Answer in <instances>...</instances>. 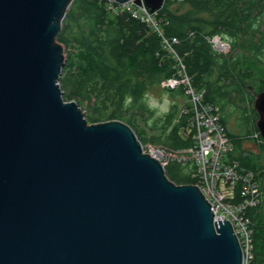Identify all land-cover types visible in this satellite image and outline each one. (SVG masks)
I'll return each instance as SVG.
<instances>
[{
  "label": "water",
  "instance_id": "1",
  "mask_svg": "<svg viewBox=\"0 0 264 264\" xmlns=\"http://www.w3.org/2000/svg\"><path fill=\"white\" fill-rule=\"evenodd\" d=\"M73 1L0 0V264H245L199 186L172 181L127 123L90 124L64 99ZM255 110L264 139V91Z\"/></svg>",
  "mask_w": 264,
  "mask_h": 264
},
{
  "label": "trees",
  "instance_id": "2",
  "mask_svg": "<svg viewBox=\"0 0 264 264\" xmlns=\"http://www.w3.org/2000/svg\"><path fill=\"white\" fill-rule=\"evenodd\" d=\"M183 4L188 9L179 12L171 8V1L165 3L155 16L159 28L165 36L178 38L175 48L192 86L204 92L205 103L219 109L234 145L229 158L257 174L254 158L235 156L241 140L234 138L227 127L237 111L246 118L250 114L258 116L253 92L264 91V0H183ZM133 8L101 0L73 1L57 37L69 52L60 78L64 99L79 106L86 104L91 113L89 123L123 121L133 128L143 146L187 154L194 141L184 138L181 131L190 123L191 103L184 109L175 104L159 116L145 101L153 88L171 78L180 79L178 62L165 49L159 33L134 16ZM217 37L230 41L228 51L214 47L211 40ZM168 89L172 93L175 89L187 92L184 84ZM141 121L147 126L140 128ZM259 138L264 148V140ZM193 167L169 159L165 169L176 184L195 185ZM257 179L259 202L243 213L252 232L248 264H264V179L258 174ZM242 189L239 182L231 204L243 203Z\"/></svg>",
  "mask_w": 264,
  "mask_h": 264
},
{
  "label": "built area",
  "instance_id": "3",
  "mask_svg": "<svg viewBox=\"0 0 264 264\" xmlns=\"http://www.w3.org/2000/svg\"><path fill=\"white\" fill-rule=\"evenodd\" d=\"M133 5L136 7L133 8L134 16L149 23L159 33L165 49L174 55L178 62L177 72L180 79L171 78L163 84L172 89L184 84L191 98L193 114L190 123L182 129L181 133L184 138L192 137L194 145L187 154L168 152L164 149L166 156L170 157L166 160H178L183 164L190 163L194 166L191 176L196 180L195 185L201 188L216 216L220 219L227 218L232 222L244 250L245 264H248L252 258V232L249 221L244 218L243 213L246 207L255 206L259 202L260 185L257 174L242 168L237 160L229 158V154L234 151V145L221 122L219 109L212 104L205 103L203 101L204 92L196 91L192 86L191 79L186 73V65L178 56L175 48V45L179 43L178 38L167 37L160 30L155 18L158 11L151 14L144 6L139 7L133 3L122 6L130 9ZM211 43L219 50L225 45L219 38L211 40ZM150 154L159 158L161 162V158L165 156L160 150L152 151ZM239 182L243 184L241 194L244 201L233 205L229 200L234 198L235 187ZM244 233L245 236H243Z\"/></svg>",
  "mask_w": 264,
  "mask_h": 264
},
{
  "label": "rangeland",
  "instance_id": "4",
  "mask_svg": "<svg viewBox=\"0 0 264 264\" xmlns=\"http://www.w3.org/2000/svg\"><path fill=\"white\" fill-rule=\"evenodd\" d=\"M169 1L172 2L171 8L174 11L178 10L179 12H184L188 9V7L183 4V0H165V3ZM203 16L207 17V15H203ZM218 38L226 46L224 45V47L220 48V50L219 49L217 50L221 52H226V50L229 49L230 41L228 39H224V38L222 39L220 37H217V39ZM64 53L66 57V60H65V63H66L67 54L69 53L66 50V48H65ZM262 60L264 62V53L262 55ZM168 88L172 89L171 87H168L162 84L161 86L155 87L152 90H150L149 93L145 97V101L148 104V106L152 108L159 116L164 115L165 113L169 112L175 104H178L182 109H184L185 105L191 102L190 95L187 92L182 94V92L178 91V89H175V92L172 93L170 92ZM253 94L256 99L258 96L257 95L258 92H253ZM63 97H64V91H63ZM79 107L84 113L85 118L88 120V118L91 116V113L89 109L87 108L86 104H82ZM258 120H259V116L255 117L253 114H250L249 117L246 118L243 112L237 111V113H234L231 116L230 124L228 125L227 129H228V132L234 138L241 140L240 147H236L235 156L238 157L239 155L240 156L242 155V156H250L254 158V161H256V163L258 164L257 174L260 176L261 179H264V148L262 147L261 145L262 141L259 138L261 135L257 128ZM147 122L148 123L150 122L149 124H151L152 120H149L148 118ZM144 125H146V123L144 121H141L140 128H143ZM144 150L149 153H151L152 151L156 152L158 150L162 151V153L165 154V156L161 158L162 163L164 166L168 164L169 160L168 161L166 160V158L168 157L166 156L167 153L164 149H162V147L146 145L144 146ZM243 236H245V233L243 234Z\"/></svg>",
  "mask_w": 264,
  "mask_h": 264
},
{
  "label": "bare ground",
  "instance_id": "5",
  "mask_svg": "<svg viewBox=\"0 0 264 264\" xmlns=\"http://www.w3.org/2000/svg\"><path fill=\"white\" fill-rule=\"evenodd\" d=\"M259 116V115H258Z\"/></svg>",
  "mask_w": 264,
  "mask_h": 264
}]
</instances>
